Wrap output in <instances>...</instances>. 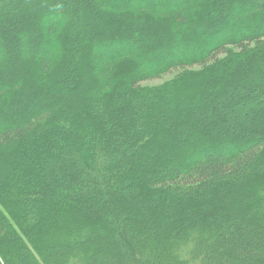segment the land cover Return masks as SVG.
I'll return each mask as SVG.
<instances>
[{
	"label": "trees",
	"instance_id": "trees-1",
	"mask_svg": "<svg viewBox=\"0 0 264 264\" xmlns=\"http://www.w3.org/2000/svg\"><path fill=\"white\" fill-rule=\"evenodd\" d=\"M0 264H264V0H0Z\"/></svg>",
	"mask_w": 264,
	"mask_h": 264
},
{
	"label": "rangeland",
	"instance_id": "rangeland-1",
	"mask_svg": "<svg viewBox=\"0 0 264 264\" xmlns=\"http://www.w3.org/2000/svg\"><path fill=\"white\" fill-rule=\"evenodd\" d=\"M77 7L79 8V6L77 5ZM171 74L172 73H167V74H165V75H163L162 77H160V78H155V79H153V80H149V81H143L142 82V84H148V85H154V84H158V83H160V82H162L163 80H166L168 77H170L171 76ZM243 105V104H242ZM242 117L241 116H239V115H237L236 116V120L237 121H244V122H247V118L245 117V119H241ZM254 255V254H253Z\"/></svg>",
	"mask_w": 264,
	"mask_h": 264
}]
</instances>
